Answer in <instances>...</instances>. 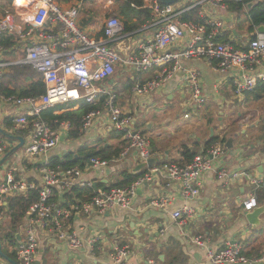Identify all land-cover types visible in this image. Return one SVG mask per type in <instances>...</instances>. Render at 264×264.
Here are the masks:
<instances>
[{
    "label": "built area",
    "instance_id": "obj_1",
    "mask_svg": "<svg viewBox=\"0 0 264 264\" xmlns=\"http://www.w3.org/2000/svg\"><path fill=\"white\" fill-rule=\"evenodd\" d=\"M9 1L12 9L0 11V104H10L18 113L11 131L26 134L27 142L21 148V159L41 163L40 185L18 179L15 169L0 184V223L7 218L6 211L11 197L23 196L29 191L38 192V201L24 218L25 234L17 245L18 264H36L38 230L68 242L73 249L82 248L83 242L77 233L66 232L64 229L74 213L104 214L117 207L129 209L139 189L160 179L179 184L181 197L189 201L200 196L204 175L207 173L215 171L222 184L245 177L239 173L229 174L221 165L215 168L216 161L224 157L227 150L226 146L217 143L188 164L154 165L126 188L97 190L90 201L65 205L59 199L60 195L72 192L75 188L93 187V183L83 180L86 168L95 172L102 171L109 168L110 162L92 158L84 170L78 167L49 166L50 154L61 142V131L53 130L42 118L44 111L57 105L81 102L95 104L105 97L104 107L111 130L123 132L124 139L129 143L121 157L133 151L139 163L146 164L153 159L150 142L137 130L135 116L117 104V94L110 90L107 83L120 70L124 75L133 76L131 90L134 96L146 98L165 87L181 69L183 61L201 60L211 63L222 74L236 73V76H230L235 79V100L232 103L240 102L245 93L255 91L260 81L264 80L261 70L264 65V32L259 31L264 26L255 27V36L238 47L228 41L226 36V14L229 13L233 19L239 16L236 10H230L228 1L241 3L244 0H191L183 4L184 0L171 6L163 5L160 0H142L141 6L131 3V7L150 11L153 15L151 22L137 32L125 33L124 25L117 16L108 17L102 24V37L99 39L90 37L79 24L83 0L68 8H63L55 0ZM113 1L109 0L108 3L112 4ZM258 1L247 3L245 13L248 14ZM195 9L199 12L201 22L184 20L183 16ZM145 32L148 34L139 37ZM3 38H12L16 43L11 48H4L1 43ZM184 39L188 40L184 49L171 50ZM13 49L23 51L25 57L11 60L8 54ZM21 64L31 66L41 76L46 85L45 95L39 98L6 97L2 93L3 75L10 67ZM152 70H156L157 75L143 81L141 75ZM187 78L191 99L186 104V119L199 112L206 101L199 71L190 70ZM100 110L89 113L83 119L81 133L93 129ZM61 127L67 131L71 128L70 123H62ZM8 142L0 143V156L6 152ZM250 181L254 193L243 203L245 213L257 208L255 192L264 190V179L255 178ZM149 204L167 210L171 199L156 197ZM193 216L194 210L189 206L172 213L174 221L180 224ZM194 243L203 246L204 240L198 237ZM127 257L128 251L122 247H116L111 255L113 264H125ZM208 259V264L252 263L243 256L239 244H228L221 250L210 251ZM257 261L264 262V259Z\"/></svg>",
    "mask_w": 264,
    "mask_h": 264
},
{
    "label": "crops",
    "instance_id": "obj_2",
    "mask_svg": "<svg viewBox=\"0 0 264 264\" xmlns=\"http://www.w3.org/2000/svg\"><path fill=\"white\" fill-rule=\"evenodd\" d=\"M55 1L63 8H68L80 0H71L70 3L66 2L69 0ZM94 1L83 0L79 24L90 37L99 39L102 37V24L108 18L103 9H109L116 16L118 13L113 0H111V2L113 1L112 4L108 3V0L106 7L104 6L105 1ZM189 1L191 0L182 3L187 4ZM250 4L249 6H251ZM109 5L114 7H109ZM246 15L249 16V12ZM248 16L247 21L250 20V16L249 19ZM118 17L122 20L120 16ZM241 22L237 18L233 19L229 13L226 14V36H228V41L237 47L239 44L245 45L249 38L255 36V31L249 29L247 32L248 24L244 27L240 25ZM147 34L145 32L139 37ZM187 41V39L179 41L171 50L181 51L185 48ZM194 69L201 74L202 93L206 101L199 112L186 119V104L191 99V88L187 77L189 71ZM261 70L264 73V65ZM156 75L157 71L152 70L142 74L141 78L145 81ZM231 75L236 76V73L225 75L216 71L213 65L207 61L188 60L182 62L181 69L165 87L150 97H135L131 90L133 76L124 75L120 70L119 74L117 73L107 84L110 90L117 94V104L124 111L135 116L137 130L150 142L153 159L157 160L155 166L166 163L185 165L184 153L187 150L196 152L197 156L205 153L209 150L205 148L206 144L214 137H222L227 131L226 133L232 132L228 140H232L233 149L226 150L224 157L216 161L215 168L217 169L221 165L229 174L239 173L244 174L245 177H241L239 180L232 179L226 184H222L215 171L207 173L204 175L200 196L189 201L181 197L179 184L160 179L154 184L139 189L129 209L117 207L104 214L97 212L90 215L74 213L71 219L67 221L64 229L66 232L77 233L83 242L82 248L73 249L68 242L38 230L39 249L36 264H113L111 255L114 254L116 247L127 249L128 257L125 264H208L209 252L221 250L228 244L241 246L243 256L252 261V263L245 264H264V262L257 261L264 259V211L259 217V224L252 226L246 219L248 213H245L243 209L244 201L250 199L254 193L250 179H264V93L262 98H258V93L261 89L264 90V84H259L255 91L245 93L240 99L239 103L243 102L250 107L254 106L248 110L250 113L247 112L243 118H240L242 113H238L240 121L226 126L230 130L224 129L221 124L219 129L221 128L223 131L215 133L212 129L215 116L209 112L210 109L207 106L232 104V100H235V79L230 77ZM176 104L183 109L185 120L190 121L197 118L201 121L202 118H205L209 128L206 129L205 125L202 127L199 125L198 131L195 133L180 135L179 130L183 124H178L174 118L167 114L168 112L166 117L154 113L155 110L168 111L173 109ZM242 105L240 104V106ZM258 105L259 109L257 110ZM101 107L100 116L95 121L93 129L81 133L78 139H71L69 131L60 126L58 130L61 131V142L51 152L50 157H63L67 153L76 151L79 147L93 146L101 140L106 142L109 139L107 145H117L124 141L125 139L112 136L115 132L111 130L104 104ZM242 109L244 113L246 108L243 107ZM65 111L66 109L57 112V114ZM151 112L154 116L147 123L148 132H150L149 137H147L139 129L140 125H143L139 121L145 120L147 114ZM17 116L18 113L13 106L0 104V129L6 134L22 137L24 142H27L26 134L11 131ZM8 120L11 122L9 128L7 127ZM156 123L163 125V127L153 132ZM210 130H213L211 135ZM7 141H9V146L4 155L0 156V161L8 152L20 144L19 141L7 139L0 133V143ZM22 152L23 149L18 150L0 167V184L5 182L7 174L15 169L18 179L40 185L39 167L41 163L22 160ZM139 165L141 163H139L137 155L131 151L117 161L110 163L106 170L95 172L86 168L83 173V180L93 183L95 188L102 185L112 187L118 182L123 172L138 174L147 171L145 168L135 173L134 171ZM98 189L108 191L104 190V187ZM70 193L60 195L59 199L65 205L80 204L68 202L66 196ZM256 196L258 200V195L256 194ZM156 197H169L171 199L169 209L164 210L150 206V201ZM184 206L191 207L194 210V216L191 219H185L184 224H180L174 221L172 213ZM257 208H264V201L261 203L258 201ZM25 225L26 222L23 220V224L17 232L19 241L24 237ZM9 227L7 216L5 221L0 223L1 238L2 231H6ZM198 237L204 240L203 246L194 243V239ZM2 246L3 253L18 264L17 256L16 259H12L8 256L11 253L4 251L5 246L11 247L6 242H2ZM0 263L12 264L4 259H1Z\"/></svg>",
    "mask_w": 264,
    "mask_h": 264
},
{
    "label": "trees",
    "instance_id": "obj_3",
    "mask_svg": "<svg viewBox=\"0 0 264 264\" xmlns=\"http://www.w3.org/2000/svg\"><path fill=\"white\" fill-rule=\"evenodd\" d=\"M255 0H244L241 3L228 1L230 4V10H236L239 14L238 21L240 22V12L245 10V5L247 3L253 2ZM116 4V10L118 16L122 18L125 33H133L141 30L148 22H151L153 15L150 11L142 9L136 10L131 7V3H136L138 6L142 5V0H126L120 1ZM198 10L195 9L184 15V20H191L193 22H201L198 18ZM250 20L247 21L250 30H254L255 27L264 26V0H259L251 10L249 11ZM4 48H11L15 45V40L12 38H3L1 41ZM11 60L23 59L25 54L19 49H13V52L8 54ZM259 84H264V80H261ZM259 87V86H258ZM2 93L6 97H36L39 98L46 94V85L43 82L40 75H38L29 65L21 64L10 67L2 78ZM264 90L258 93V98H262ZM105 102V97H102L98 103L89 104L86 102L81 103H69L65 105H57L54 108L48 109L42 113L43 120L48 123V125L53 129L57 130L60 128L62 123H70L69 135L71 139H78L81 135V128L83 124V119L91 112H96L101 109V106ZM66 111L61 114L63 110ZM7 127H11V122L7 121ZM227 132V131H226ZM222 135V137L212 138L205 146L206 149H210L213 145L217 143L225 144L232 132H228ZM113 134V133H112ZM115 138L124 139V133L121 131H116L114 133ZM109 139L104 141H98L93 146L85 145L79 147L74 152L65 154L63 157H53L49 161V166L51 167H63L71 168L78 167L82 170L86 168L92 158H100L106 160L110 163L117 161L128 142L126 140L119 142L117 145H107ZM197 156L196 152H189L188 150L184 153V164L190 163ZM145 172L138 174H129L128 172H123L120 175L118 182L112 187L98 186L97 188H75L70 194L66 196L68 202L71 203H84L90 201L95 195L98 188L104 187V190H110L112 188H126L133 184L137 179H139ZM259 193V194H258ZM258 201L261 203L264 201V191H257ZM38 201V192L29 191L26 195H18L11 197L7 206V216L9 220L10 227L6 231H2V242H6L10 247H16L19 238L17 237V232L19 227L23 224L24 217ZM12 259H16L15 253L8 255Z\"/></svg>",
    "mask_w": 264,
    "mask_h": 264
},
{
    "label": "rangeland",
    "instance_id": "obj_4",
    "mask_svg": "<svg viewBox=\"0 0 264 264\" xmlns=\"http://www.w3.org/2000/svg\"><path fill=\"white\" fill-rule=\"evenodd\" d=\"M103 1H105L104 6L106 7V2L108 0H103ZM120 1H123L124 2L126 0H120ZM9 2H10L9 0H0V11H5V10L12 9L11 4ZM66 2L67 3H70L71 0L66 1ZM94 2H97V0H95ZM116 4L118 5L119 3L117 2V0H114V6H116ZM114 6L109 5V7H112V8ZM103 12L108 17L116 16L114 13H112L111 11H109V9H107V8H104L103 9ZM240 14H241L240 20L242 21L240 23V25L246 27V24H247V22H246L247 21V15H246L244 9H243L242 12H240ZM121 22L123 24V21L122 20H121ZM249 29H250V27L248 26L246 31L248 32ZM117 73L119 74V71ZM240 104H243V105L240 106ZM246 105L247 104H244L243 102L242 103L234 102V103H232L230 105L228 104V105H225V106L222 105V104H211V105H208L207 108L210 109L209 112L212 115L215 116L214 127H212V129H214L215 133H218V131L221 133V131H223V130H221V128L219 129V126L221 124H222L221 126L224 129L227 128V130H228L229 128L226 127V126H228V124L231 125L232 123H236V122L240 121V118L245 117L246 114H247V112H248V110H250V108L251 109L254 108V106L250 107V105H247V106ZM243 107L246 108L244 110V113H243V109H242ZM258 109H259V105H258L257 110ZM154 113L158 114V116H161V117H166L167 114H168L171 118H174V120L178 124H183V126L179 130V134L180 135H184V134H188V133H195L196 131H198L199 125L201 127L203 125H205L206 126V129L209 128L206 125V122H205L206 119L205 118H202L201 121L199 119H197V118H194L193 120H190V121L189 120H185L184 117H183V114H184L183 113V109L180 108V106H178V104H176L173 109H170L168 111L167 110H165V111L155 110ZM238 113H242V116L240 118H239V114ZM248 113H250V111ZM251 113H253V112H251ZM153 116L154 115L152 114V112L151 113H148L147 114V118L145 120H140L139 121V123H142L143 124V125H140L139 129L147 137H149V133H150V132H148V128H147L148 124L147 123L149 122V120H152L153 119ZM173 124H175V123H173ZM162 127H163V125H160L159 123H156L153 132H156V131L160 130ZM210 135H211V130H210ZM224 146H225V144H224ZM4 251H6L7 253H11V254L15 253V257L17 256L16 255L17 254V246L14 247V248L13 247L9 248V247H6L5 246L4 247Z\"/></svg>",
    "mask_w": 264,
    "mask_h": 264
},
{
    "label": "water",
    "instance_id": "obj_5",
    "mask_svg": "<svg viewBox=\"0 0 264 264\" xmlns=\"http://www.w3.org/2000/svg\"><path fill=\"white\" fill-rule=\"evenodd\" d=\"M160 1L163 5L171 6V5H176V4H178L184 0H160ZM259 31L264 32V27H261L259 29ZM211 132H213V130ZM0 133L3 134L7 139L16 140V141L20 142V144L18 146H16L14 149H12L10 152H8L4 156V158L0 161V167H1L10 157H12L18 150H20L24 146V139L22 137H16V136H12L10 134H6L1 129H0ZM225 146L227 149L232 150L233 149L232 140L231 139L228 140L227 143L225 144ZM155 164H157V160L156 159H150L146 164L139 165L134 172L138 173L145 168L146 169L152 168ZM263 211H264V208H257V209H254L252 212L248 213L246 216L248 223L252 226H257L259 224V217L263 213ZM2 248H3V246H2V239H1V234H0V257H1V259L9 261L12 264H16L14 261L9 259L3 253Z\"/></svg>",
    "mask_w": 264,
    "mask_h": 264
}]
</instances>
